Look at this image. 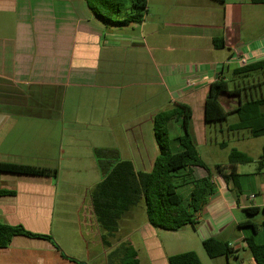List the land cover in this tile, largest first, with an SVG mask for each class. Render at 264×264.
I'll use <instances>...</instances> for the list:
<instances>
[{"label": "crops", "instance_id": "obj_1", "mask_svg": "<svg viewBox=\"0 0 264 264\" xmlns=\"http://www.w3.org/2000/svg\"><path fill=\"white\" fill-rule=\"evenodd\" d=\"M215 38L223 39L222 49L214 48ZM240 59H264V5L251 0H147L143 21L127 27L104 25L85 0H0V164L56 172L0 171V191L14 192L0 196V222L49 234L67 257L88 264L83 253L62 242L68 244L67 231L77 229L75 241L87 248L84 212L92 211L90 193L101 179L93 149H114L137 171H151L158 155L153 117L178 102L191 108L192 134L202 133L205 142L209 85L241 66ZM261 81L252 83L264 93ZM168 130L176 143L182 130L175 123ZM206 175L193 167L195 178ZM213 182L216 193L196 230L203 235L200 243L209 237L228 242L237 261L238 250L247 248L239 225L250 219L230 222L228 216L235 209L262 208L264 201L254 203L249 194L237 205L231 184L219 175ZM259 187L262 192L264 182ZM154 230L147 222L141 229L143 244L154 246L148 248L149 264H168L159 242L145 236ZM102 235L97 231L105 246ZM60 251L46 240L16 236L0 248V264H76ZM216 264H229V257Z\"/></svg>", "mask_w": 264, "mask_h": 264}, {"label": "trees", "instance_id": "obj_2", "mask_svg": "<svg viewBox=\"0 0 264 264\" xmlns=\"http://www.w3.org/2000/svg\"><path fill=\"white\" fill-rule=\"evenodd\" d=\"M223 3L224 0H218ZM89 11L104 25L127 27L140 24L147 13V0H85ZM255 5H264V0H251ZM215 49L224 47L222 38L213 39ZM255 73H264V59L237 66L230 70L233 80L231 88L223 74L209 85L204 103V122L216 124L227 120L229 114L237 116V122L228 125L231 132L246 131L252 137L264 136V93L260 84L250 82ZM252 83L251 85L249 84ZM223 97H234L236 106L226 109ZM191 108L184 103H175L171 108L154 115L153 134L158 147V155L151 171H137L129 160H122L114 149L95 148L93 156L101 179L90 193L92 212L98 226L103 230V243L108 246V238L118 231L119 221L129 211L144 202L146 221L156 229L177 232L190 226L196 229L199 218L204 215L209 199L216 193L213 176L219 175L226 185H232L235 203L239 197L234 189H240L236 168L252 159L239 150L233 149L227 165L217 164L211 171L199 157L195 138L191 131ZM178 124L182 130L175 141L178 151H173L169 135V124ZM221 146H225L222 143ZM264 166V146L258 162V170ZM193 167L206 170L203 178L193 176ZM0 171L33 176H56L55 171L31 166L0 164ZM14 195V192L0 191V196ZM248 216L262 212L264 207L243 210ZM264 226V222L262 223ZM239 227L246 231L245 243L255 264H264V243L257 244L255 236L259 225L247 220ZM16 236L36 238L50 242L58 251L59 246L49 234L33 233L21 225H7L0 222V248H7ZM202 248L210 259L228 258L235 254L229 243L209 237L202 241ZM61 252V251H60ZM76 264H86L67 257ZM116 264H140L138 251L128 242L120 244L111 254ZM168 264H202L198 255L187 251L167 257Z\"/></svg>", "mask_w": 264, "mask_h": 264}, {"label": "rangeland", "instance_id": "obj_3", "mask_svg": "<svg viewBox=\"0 0 264 264\" xmlns=\"http://www.w3.org/2000/svg\"><path fill=\"white\" fill-rule=\"evenodd\" d=\"M261 74L262 73H255L251 77L250 82L253 81V79L257 81L258 78H260L262 80L261 87L264 91V79ZM226 80L229 82V85L232 88L233 83H235L234 81L236 79L233 80V77H231V75H228L226 77ZM250 82L249 84L251 85L252 83ZM222 101L224 102L226 109L235 107L237 103V100L234 97H223ZM195 122H198L197 116H195ZM236 122V114L231 113L228 115L227 120L225 121L216 124H208L205 142L203 140L202 133L197 132L194 138L199 157L204 161L206 166L211 171H214V167L216 164H220L223 166L227 165L228 156L231 150L236 149L247 154L252 159V161L247 164L239 165L238 173L241 176L239 185L241 191L238 188L234 189V191L242 201H244L245 196L249 194H254V196L257 198L254 203L264 201V190H261L262 192H260L259 187V184L264 182V166L261 171L258 170V162L260 160L262 148L264 146V136L252 137L246 131H228V125ZM222 143H225V146H221ZM170 144L173 151H176L177 144L174 141H171ZM146 161L148 162L149 160ZM136 168L138 170L140 169L146 172L149 169L148 166H136ZM70 207L73 206L71 205ZM92 216L93 215L91 210H89L88 212L86 210V212H84V230L81 228L82 237L86 241H88L87 248L84 245H79V243L75 241V238L77 237L74 234L77 233V231L79 232V230L73 229L67 231L70 234H67V241L69 243L66 244L64 240L62 242L63 246L66 249H69V251H73V253L77 252L76 254L83 253L84 256L88 259V264H116L114 259H111L110 254L120 244L129 242L138 251L141 264L150 263L147 254L149 253V250H152L154 246L150 245L149 243L148 245L143 244L145 239L142 240L141 238L142 226L147 222L143 201L133 207L126 216L120 219L118 231L113 237L107 239L110 244L108 247H106V245L100 246V243L97 239V231L102 234H104V232L97 224L93 226ZM228 217V220L230 222L233 218L237 220L248 218L259 225V231L257 233L256 241L257 243H264V226H262V223L264 222V214L262 212H259L254 216H248L244 211L235 209L233 214L229 215ZM154 229V234L145 236L147 238H155L159 242L161 251L167 256L187 251H193L200 257V261L202 264H216L217 260L225 261V257L210 259L205 254L200 243V239L203 237L202 233L200 231L198 232L196 229H193L190 226H186L185 228L177 232L164 231L156 228ZM142 231L144 232L145 230ZM228 232L231 235H235L233 236L234 239L235 237H238V230H236L234 227H232ZM72 235L73 239H71ZM109 247L111 250L105 256L106 258H104L102 256V252L103 250H109ZM238 253L240 255V259L234 261V255H231L229 256V264H248V261L252 260L251 253L248 248H241L238 250Z\"/></svg>", "mask_w": 264, "mask_h": 264}, {"label": "built area", "instance_id": "obj_4", "mask_svg": "<svg viewBox=\"0 0 264 264\" xmlns=\"http://www.w3.org/2000/svg\"><path fill=\"white\" fill-rule=\"evenodd\" d=\"M238 63H239L241 66H243V65H245V60H244V59H240V60L238 61Z\"/></svg>", "mask_w": 264, "mask_h": 264}]
</instances>
